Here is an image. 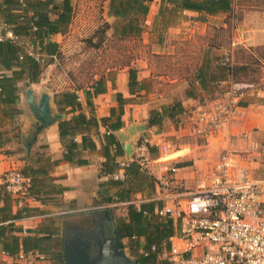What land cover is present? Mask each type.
Segmentation results:
<instances>
[{
    "label": "crops",
    "instance_id": "0c3cea01",
    "mask_svg": "<svg viewBox=\"0 0 264 264\" xmlns=\"http://www.w3.org/2000/svg\"><path fill=\"white\" fill-rule=\"evenodd\" d=\"M76 1L73 0L75 13ZM108 2L109 0H106L104 15L108 23L113 25L116 18L108 14ZM160 5L161 0L151 2L148 14L143 17V32L147 34L145 42L152 48V53H168L169 58H172V63L169 62L168 66H172L173 69H168V72L158 70V65L147 55H139L123 68H108L105 74L96 75L86 86L55 90L49 83L51 78L44 71L38 82L30 83L28 79L18 81L21 94L19 107L22 113L14 121L8 118L0 121V129L8 131L10 137L7 143L0 146V225L4 224L6 227L4 236H0V264H11L12 261L27 264L30 254L40 255L38 250L28 253L20 250L13 256L3 248L4 240H10L13 234L24 235L30 228L42 232L50 225V228L57 232L56 236L63 237L67 220H70L68 223H73L74 220H88L90 217L84 215V212L103 208H111L113 219L116 220L112 208L120 204L128 206L134 204L140 207L144 202H154L155 213V209L162 204L161 201L153 199L159 194L160 178L173 176L187 189H195L212 168L214 160L225 151H230L237 162L246 166L255 176H264V86L259 87V84L238 80L240 72L236 74L235 80L232 76L222 75L219 71L221 66L219 56L226 47L218 42L213 30L220 27V23L224 27L228 26L229 22L221 19L236 16L235 4L232 10L214 15L184 11L181 21L167 28L166 32L170 37L164 46L159 43L161 39H156L160 36L158 26ZM75 13L70 27L75 20ZM244 18L246 21L244 45H264V12H248ZM147 25L150 26V32L146 31ZM109 31L114 34V27H110ZM67 33L52 36L59 42V50L62 49V39ZM197 38L203 39L200 48L202 57L199 62L191 64L186 54L180 52L179 44ZM235 43L234 40L233 44ZM57 54L53 57H57ZM228 59L231 64L246 68L245 64L235 61L233 55ZM131 68L136 70L139 81L133 88L129 85ZM201 71L205 73L202 77L203 83L200 82ZM262 79L264 82V76ZM232 80L246 84V88L243 97L232 106L227 123L211 136L196 133L192 121L193 112L204 100H215L224 95ZM28 88H32L37 97L44 88H47L53 97L54 107L65 114V117L40 131L29 156L22 144V135L29 129L31 118L25 94ZM96 88L99 90L97 94ZM66 89L76 91L81 102L80 109L70 113L60 109L57 103L58 94ZM175 100L182 101L183 113L175 119L166 118L161 128L148 125L152 109H161ZM80 112L88 117L95 116L99 121L98 126L78 131L75 135L62 140L59 122ZM108 116L111 118L104 124L101 119ZM118 123H121L120 128L114 130L113 125ZM138 125H143L144 128L131 134L130 127ZM183 131L201 137L181 139ZM109 132H113L120 143L122 152L117 155H114L115 145H110V155L106 154V135ZM84 136H89L85 144ZM71 139L77 143V147L68 158L66 145ZM144 141L148 142L150 161L144 168L136 161L139 166L137 172L126 174L125 168L123 170L125 177L119 180L127 179L121 184L115 183L113 180L118 179L114 178V174L119 167L112 174L106 173L104 171L106 162L113 159L119 163L127 159L129 162L134 161L131 159L137 145ZM127 143L132 145V154L126 149ZM30 160L37 166L45 161L50 164L49 173L41 177L42 183L36 186L42 199L29 197L24 199L26 205L31 208L29 213L13 218L23 204H19L17 197L7 190L4 177L11 170L22 171ZM207 160L210 162L201 164ZM174 166L176 171L172 172ZM126 187L131 189L130 195L121 199L120 196L125 193L123 188ZM12 220L14 223H11ZM124 220H128V217ZM12 226L23 228V231H13ZM24 253L26 257L21 258Z\"/></svg>",
    "mask_w": 264,
    "mask_h": 264
},
{
    "label": "trees",
    "instance_id": "16d2710c",
    "mask_svg": "<svg viewBox=\"0 0 264 264\" xmlns=\"http://www.w3.org/2000/svg\"><path fill=\"white\" fill-rule=\"evenodd\" d=\"M152 1L109 0L108 14L114 16L116 20L113 25L108 23V26L114 27V35L120 38L141 36L144 31L143 17L148 14ZM233 4L234 0H161L158 14L159 35L161 37L168 27L179 23L186 10L214 15L232 10ZM74 13L73 0H0V23L10 26L22 40L29 41L35 46L38 44L41 51L51 57L59 52L60 46L59 42L54 40L52 36L57 33L68 32ZM48 58L50 57L45 58V61ZM44 62L37 61L23 45L9 39L0 40V121L4 118L14 121L22 113V109L19 107L21 94L18 81L28 79L30 83L38 82L44 69L42 65ZM220 65L219 71L222 75L232 76L234 79L241 69V66L237 67L230 62ZM199 75L202 78L205 73L201 71ZM129 79L130 88L139 83L137 72L133 68L129 70ZM200 82L203 83V78ZM95 93H99L97 88ZM57 103L60 109L67 113L81 108L78 94L70 89L58 94ZM183 112L182 101L175 100L161 109H152L148 125L161 128L166 118L175 119ZM110 118L111 116L103 117L101 120L107 124ZM98 124L99 121L95 116L88 117L80 112L59 122L60 136L63 140L67 136L75 135L78 131L90 130ZM120 125L121 123L114 124L112 128L118 130ZM9 139L8 131L0 129V146L7 143ZM106 139L107 155H110V145L116 147L114 155L122 152L117 136L113 132H109ZM87 140H89V136H84L83 143ZM90 144L92 145V142ZM76 147L77 143L71 139L66 145V157L70 158V154ZM49 165L45 161V163L37 166L30 160L22 169V173L31 179L29 194L34 199H42L36 186H40L41 177L49 173ZM119 166L120 163L113 159L106 162L104 171L112 174ZM138 167L135 160L129 162L125 167L126 174L129 172L136 173ZM125 180L113 181L121 184ZM123 189L125 193L120 196L121 199L128 197L131 190L127 187ZM154 208V202H144L140 207L131 204L129 205L128 220L119 221L117 226L122 239H130V242L127 245L124 244V247L129 246L132 252L137 255L135 259L138 264H171L167 259L159 258V253L170 248L168 239L174 233L175 225L172 219H163L155 214ZM30 209L24 203L13 218L27 215ZM11 223H14V220ZM47 227L42 232L30 228L26 230L27 233L24 235L13 234L10 240L3 241L4 250L13 256L17 255L20 250L25 253L38 250L44 255L43 257L57 261L58 264H65L63 239L61 236H56L57 232H54L50 225ZM5 229L4 224L0 225V236H4ZM12 230L23 231V228L12 226ZM153 244L157 246L155 252H151L148 256L140 252L141 248H147Z\"/></svg>",
    "mask_w": 264,
    "mask_h": 264
},
{
    "label": "built area",
    "instance_id": "2783aa9c",
    "mask_svg": "<svg viewBox=\"0 0 264 264\" xmlns=\"http://www.w3.org/2000/svg\"><path fill=\"white\" fill-rule=\"evenodd\" d=\"M9 39L25 47L37 61L44 62L50 55L29 41H24L7 24L0 23V40ZM221 58L220 63H228ZM246 84L232 80L224 95L215 100H204L193 112L196 133L211 136L227 123L232 106L245 93ZM148 142L137 145L131 160L144 168L150 161ZM129 159L120 162L115 179H124L123 170ZM176 171V166L172 172ZM9 192L19 204L34 199L29 194L30 177L21 170H11L4 177ZM161 201L155 214L172 219L174 233L169 237L170 248L159 253V258L171 264H264V176H255L240 165L230 151L222 152L210 171L195 189H187L173 176L159 180ZM132 203V202H128ZM155 244L141 248L145 256L155 252ZM25 258L26 254H22Z\"/></svg>",
    "mask_w": 264,
    "mask_h": 264
},
{
    "label": "rangeland",
    "instance_id": "374dc122",
    "mask_svg": "<svg viewBox=\"0 0 264 264\" xmlns=\"http://www.w3.org/2000/svg\"><path fill=\"white\" fill-rule=\"evenodd\" d=\"M234 4L236 16L231 15L221 19V21L229 22L228 26L224 27L220 23V27L213 30L218 37V42L226 47L219 57L220 59H228L229 57L232 58L233 55L235 61L245 64L246 67L239 69L238 80L244 83L259 84L258 86L262 87L264 86L262 79L264 76V45H244L246 35L244 33L246 31L244 17L248 12L263 13L264 0H234ZM105 5L106 0L76 1L75 20L62 39V49L59 50L57 57L47 59L42 64L43 71L51 78L49 83L55 90L89 85L96 75L105 74L108 68H123L131 64L139 55H147L158 65V70L168 72V69H173L172 66H168V63L172 61L168 53H152V48L148 47L145 42L147 34L145 35L144 32L139 37L130 38H120L110 31L108 32L110 27L104 15ZM146 31L150 32V26L147 25ZM169 37L170 35L165 31L161 37H156V39H161L159 43L164 46ZM234 40L236 41L235 44H233ZM202 42V38H197L196 40H185L183 44H179L180 52L183 51L186 54L191 64L200 61ZM195 137L201 136L184 131L180 135L181 139H193ZM209 162L207 160L201 164ZM112 209L116 214V223L128 217V205L120 204ZM58 221L61 222V220ZM69 221L67 220V222ZM59 227L61 228L60 225ZM122 241L127 245L130 239L123 238ZM125 250L132 258H136L137 255L132 252L129 246H126ZM43 256L42 253L38 256L37 253L30 254L27 264H58L57 261ZM11 264L21 263L12 261Z\"/></svg>",
    "mask_w": 264,
    "mask_h": 264
},
{
    "label": "water",
    "instance_id": "95a60500",
    "mask_svg": "<svg viewBox=\"0 0 264 264\" xmlns=\"http://www.w3.org/2000/svg\"><path fill=\"white\" fill-rule=\"evenodd\" d=\"M25 94L31 118L29 129L22 135V144L29 156L40 131L65 117V114L54 107L53 97L47 88H44L39 97L32 88H28ZM143 128V125L132 126L129 131L134 134ZM126 149L132 154L130 143H127ZM83 214L90 218L65 224L63 230L65 264H138L125 250L111 208L87 211Z\"/></svg>",
    "mask_w": 264,
    "mask_h": 264
},
{
    "label": "flooded vegetation",
    "instance_id": "af4514ba",
    "mask_svg": "<svg viewBox=\"0 0 264 264\" xmlns=\"http://www.w3.org/2000/svg\"><path fill=\"white\" fill-rule=\"evenodd\" d=\"M109 229V228H108ZM110 231H112V229H110Z\"/></svg>",
    "mask_w": 264,
    "mask_h": 264
}]
</instances>
